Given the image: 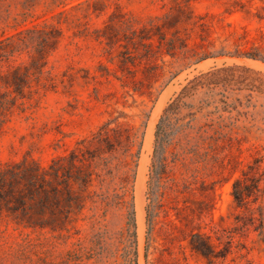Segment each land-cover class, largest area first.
<instances>
[{
	"label": "rangeland",
	"instance_id": "rangeland-1",
	"mask_svg": "<svg viewBox=\"0 0 264 264\" xmlns=\"http://www.w3.org/2000/svg\"><path fill=\"white\" fill-rule=\"evenodd\" d=\"M85 1L0 0V36L37 29L51 39L32 92L5 116L0 164L48 166L110 121L132 128L133 156L107 177L109 204L88 201L68 237L0 218V264H264V229L232 195L242 170L264 160V67L250 61L264 62L235 55L264 54V0ZM131 26L146 28L133 42ZM195 50L224 55L196 62ZM15 59L29 62L26 53ZM223 65L239 69L212 96L200 88L184 99L183 131L162 124L170 143L158 205L149 181L164 109L194 77ZM192 234L208 243L207 257Z\"/></svg>",
	"mask_w": 264,
	"mask_h": 264
},
{
	"label": "trees",
	"instance_id": "trees-1",
	"mask_svg": "<svg viewBox=\"0 0 264 264\" xmlns=\"http://www.w3.org/2000/svg\"><path fill=\"white\" fill-rule=\"evenodd\" d=\"M92 2L93 0L85 1L87 5ZM81 4L84 2L79 3ZM130 28L132 29V26ZM145 30V27L140 30L132 29V36L128 37L133 42L138 32ZM35 33L37 35H34ZM49 42H51L49 33L37 29H28L26 34L19 31L14 35L0 36V133L5 116L14 107L24 104V99L32 92L31 84L37 79V73H43L42 59ZM142 44L152 46L151 42ZM23 53L28 55L29 62L17 64L15 57ZM218 55L224 54L195 50L192 57H196V62H200ZM235 55H244L264 62V54L256 52ZM131 57L127 53L125 60ZM237 69H239L237 65H223L201 73L190 80L164 109L158 125L149 181L151 199L158 205L162 203L164 196L163 179L168 167L166 148L170 143L163 137L162 124L166 123L170 129L178 127V131H183L184 124H181L179 113L186 105L184 99L200 88L212 96L213 88L225 79L227 73ZM216 133L220 131L217 129ZM133 146L132 128L124 123L110 121L104 123L91 136L79 139L68 154L57 156L48 166L27 160L0 164V218L12 221L16 228L46 231L57 237H68L74 222L83 214L88 201L92 204L91 209H97L99 203L109 204L111 195L108 190H103L107 177L128 165L127 159L133 156ZM96 180L101 185L100 191L92 190ZM232 195L239 207L248 208L251 223L258 222L259 225L256 227L263 230L264 204L261 200L264 196L263 157L256 156L247 169H243L241 175L235 178ZM113 197L122 199L119 194ZM252 203H258V206L250 208ZM192 235L204 242L198 244L192 240L190 242L192 248L207 257L203 247L209 245L204 237L201 234Z\"/></svg>",
	"mask_w": 264,
	"mask_h": 264
},
{
	"label": "bare ground",
	"instance_id": "bare-ground-1",
	"mask_svg": "<svg viewBox=\"0 0 264 264\" xmlns=\"http://www.w3.org/2000/svg\"><path fill=\"white\" fill-rule=\"evenodd\" d=\"M250 62L251 63H254L256 65H260V66H263L264 67V65L262 63H260V62H253V61H250ZM151 136H152V122L150 123V126L148 127V132H147V136H146V147L149 146V142H150ZM140 178H141V176H140Z\"/></svg>",
	"mask_w": 264,
	"mask_h": 264
}]
</instances>
